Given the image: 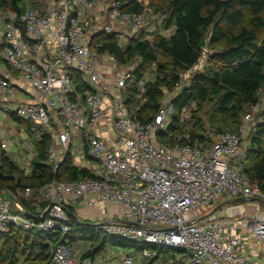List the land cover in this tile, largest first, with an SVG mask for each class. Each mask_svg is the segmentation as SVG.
Segmentation results:
<instances>
[{
	"label": "built area",
	"instance_id": "built-area-1",
	"mask_svg": "<svg viewBox=\"0 0 264 264\" xmlns=\"http://www.w3.org/2000/svg\"><path fill=\"white\" fill-rule=\"evenodd\" d=\"M127 6L120 0H37L24 12L0 7V155L27 172L34 157L32 139L45 135L53 171L77 146L73 161L93 175L23 189L21 199L36 195L48 203L35 220L25 217L13 195L0 191V233L13 225L65 235L68 208L104 203L120 208L117 218L77 222L90 223L107 236L181 252L167 264H257L245 255L248 241L235 232L237 221L244 222L245 232L264 252L259 203L214 210L236 199L264 204V193L244 172L258 104L244 115L237 132L217 136L206 148L158 143L156 135L166 130L173 114L171 101L164 96L153 120L141 123L123 97L136 65L119 67L113 55L99 51V37L115 36L125 48L141 34L143 41H151L154 34L168 37L171 29L162 28L164 16L144 7L131 12ZM77 77L83 83L79 94ZM81 257L64 244L50 253L52 264H108L103 255ZM161 258L149 249L120 251L117 264H163Z\"/></svg>",
	"mask_w": 264,
	"mask_h": 264
},
{
	"label": "trees",
	"instance_id": "trees-1",
	"mask_svg": "<svg viewBox=\"0 0 264 264\" xmlns=\"http://www.w3.org/2000/svg\"><path fill=\"white\" fill-rule=\"evenodd\" d=\"M120 1L128 4V11L142 9L140 0ZM36 6L37 0H0V7L16 12ZM154 13L166 15L162 28L171 29L168 37L154 34L151 41H143L141 34L125 48L118 46L115 36L99 37L102 43L99 51L113 55L119 67L136 65L123 96L128 108L135 111L141 123L151 122L165 94L179 83L180 75L196 65L204 51H212L213 65L208 66L205 73L195 74L189 85L181 88L171 101L173 114L166 130L156 135L157 142L166 146L180 143L206 148L217 136L237 132L244 115L259 105L258 93L264 88V0H167ZM151 68L154 76L147 79ZM141 81L144 83L140 88ZM74 86L75 94H79L83 87L79 77L75 78ZM191 103H214L222 117V126L234 129L221 131L209 140L196 121L186 133L182 132L185 124L181 113ZM49 142L45 135L32 139L34 157L27 174L11 159L0 155V191L13 195L14 204L31 220L42 215L48 203L36 195L28 201L21 199L23 189L36 190L52 182H79L93 177L90 170L75 166L72 150L53 171L47 164ZM247 143L244 172L264 193V115L254 125ZM67 213L70 230L65 235L31 233L9 225L7 232L0 233V264H52L50 253L58 244L72 248L86 244L82 260H94L106 250L140 254L149 249L163 255L162 260L181 253L107 236L90 223L79 224L72 208H68ZM43 237L49 243H45Z\"/></svg>",
	"mask_w": 264,
	"mask_h": 264
},
{
	"label": "rangeland",
	"instance_id": "rangeland-1",
	"mask_svg": "<svg viewBox=\"0 0 264 264\" xmlns=\"http://www.w3.org/2000/svg\"><path fill=\"white\" fill-rule=\"evenodd\" d=\"M140 1L142 7L153 12V14L156 15L155 13L157 14H162V13H160L161 11H156L154 13V10H157V8H162L167 0H140ZM152 24L154 23L152 22ZM212 54H213L212 51H204L198 63L193 68L189 69L188 71L180 75L179 90L178 91L175 90L174 93L169 91L167 92V94H165V96L168 97L169 101L173 100V98L176 96V93H179L181 88L189 85L191 79L195 74L202 72L205 73L207 67L210 66L211 64L213 65V61L211 59ZM153 76H154V69L151 68V71H149L146 78L152 79ZM173 94H175L174 97ZM258 98H259V105L257 106V110L253 113L254 122H255L254 125L260 120H262L264 115V88L258 93ZM180 118L182 123L185 124V127L182 129V132L186 133L187 129H191L193 124L196 121H199L202 127V131H203L202 133H205V135L209 140H213L217 136V134L221 131L222 132L231 131L234 129L231 127L225 128V126L224 127L222 126V117L218 114L214 103H204V104L191 103L187 108L182 110ZM1 196L4 199H7L6 195H1ZM86 246H87L86 244L81 243L80 245L73 246V248L80 251L82 254L86 250ZM103 256L105 257L106 259L105 261L108 262V264H117V262L119 261L118 259L119 252H117L116 250H106ZM167 262L169 263L168 259L166 260L161 259V263L167 264Z\"/></svg>",
	"mask_w": 264,
	"mask_h": 264
},
{
	"label": "crops",
	"instance_id": "crops-1",
	"mask_svg": "<svg viewBox=\"0 0 264 264\" xmlns=\"http://www.w3.org/2000/svg\"><path fill=\"white\" fill-rule=\"evenodd\" d=\"M77 149H78L77 146L72 148L73 156L76 155ZM10 151L14 152V147H12V149ZM18 166L20 167L21 165H18ZM75 166H76V163H75ZM28 171H29V169H28ZM28 171L24 172V173L27 174ZM253 203L256 204L258 202H256V201L250 202L249 201V202H245L244 204L248 207L249 205H251ZM259 206L264 211V204L259 203ZM13 209H14V207H13ZM72 210L74 213V218L76 220L77 219H83V220L90 222V223L106 222L112 218H117L118 214L120 212V208H118L116 206L109 205V204H104V203L96 204L93 208H90V209H83L82 206H79V207L72 208ZM13 211L16 212L17 210L15 209ZM235 233L237 235L242 236L244 239H246L248 241V248L246 250L245 255H247L252 261L256 262L257 264H261L262 261L264 260V252L262 250V247H258L256 245H254V243L252 242L251 238L248 235V232H245V230H244V222L237 221V229H236Z\"/></svg>",
	"mask_w": 264,
	"mask_h": 264
},
{
	"label": "water",
	"instance_id": "water-1",
	"mask_svg": "<svg viewBox=\"0 0 264 264\" xmlns=\"http://www.w3.org/2000/svg\"><path fill=\"white\" fill-rule=\"evenodd\" d=\"M258 203H262L260 202L259 200H254ZM245 202H247L246 200L244 199H236V200H232V201H229V202H225L223 204H220L214 211H217L219 208H221L222 206H226V205H232V204H244ZM263 204V203H262ZM44 216V214H43Z\"/></svg>",
	"mask_w": 264,
	"mask_h": 264
}]
</instances>
